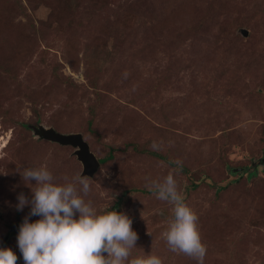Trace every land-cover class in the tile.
Returning <instances> with one entry per match:
<instances>
[{"label":"rangeland","instance_id":"1","mask_svg":"<svg viewBox=\"0 0 264 264\" xmlns=\"http://www.w3.org/2000/svg\"><path fill=\"white\" fill-rule=\"evenodd\" d=\"M0 64V247L17 264L19 227L39 219L17 210L32 199L20 171L46 166L58 183L82 171L35 124L112 154L85 199L132 218L130 260L198 264L170 251L173 206L146 187L173 173L203 264H264V0H0Z\"/></svg>","mask_w":264,"mask_h":264},{"label":"clouds","instance_id":"2","mask_svg":"<svg viewBox=\"0 0 264 264\" xmlns=\"http://www.w3.org/2000/svg\"><path fill=\"white\" fill-rule=\"evenodd\" d=\"M179 166L181 161H176ZM22 180L32 190L29 200L18 195L17 210L31 205L19 227L17 245L24 264H163L156 255L130 260L139 239L132 218L116 210L98 213L91 200L87 176L77 172L71 180L58 183L46 166L25 167ZM35 181V184L31 182ZM34 185V187H33ZM148 190L160 201L172 205L173 218L163 237L170 251L203 264L206 245L198 227V215L187 205L175 174L162 181H150ZM18 256L10 247H0V264H17Z\"/></svg>","mask_w":264,"mask_h":264},{"label":"water","instance_id":"3","mask_svg":"<svg viewBox=\"0 0 264 264\" xmlns=\"http://www.w3.org/2000/svg\"><path fill=\"white\" fill-rule=\"evenodd\" d=\"M243 34L247 35V30L243 29ZM33 135L39 139H44L60 145H69L74 147L73 154L82 165L81 174L92 177L98 170L100 162L95 154L90 150L88 142L83 138L81 132H60L52 126L43 124L30 125ZM241 168L233 169L236 171Z\"/></svg>","mask_w":264,"mask_h":264},{"label":"trees","instance_id":"4","mask_svg":"<svg viewBox=\"0 0 264 264\" xmlns=\"http://www.w3.org/2000/svg\"><path fill=\"white\" fill-rule=\"evenodd\" d=\"M0 67H2L3 69H5V71H8V69L6 68V66H4V65H2V64H0ZM88 127H90L91 126V124H92V120H88ZM54 143V142H53ZM72 147V146H71ZM134 147V146H133ZM111 151V150H110ZM112 157V154L111 153H109L108 154V156H105V157H102V158H98L99 159V162H100V165L102 164V163H104L107 159H109V158H111ZM99 165V166H100ZM254 173H256V169H254V170H251L250 172H248V176H251V175H253ZM193 186H196V184H193Z\"/></svg>","mask_w":264,"mask_h":264}]
</instances>
